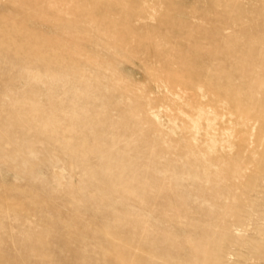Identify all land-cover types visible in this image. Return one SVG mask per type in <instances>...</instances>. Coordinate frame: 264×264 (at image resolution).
<instances>
[{
	"label": "rangeland",
	"instance_id": "374dc122",
	"mask_svg": "<svg viewBox=\"0 0 264 264\" xmlns=\"http://www.w3.org/2000/svg\"><path fill=\"white\" fill-rule=\"evenodd\" d=\"M0 264H264V0H0Z\"/></svg>",
	"mask_w": 264,
	"mask_h": 264
}]
</instances>
